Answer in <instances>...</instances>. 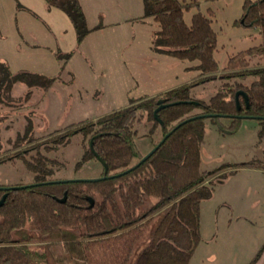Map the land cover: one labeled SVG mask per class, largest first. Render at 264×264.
Wrapping results in <instances>:
<instances>
[{
  "label": "trees",
  "instance_id": "1",
  "mask_svg": "<svg viewBox=\"0 0 264 264\" xmlns=\"http://www.w3.org/2000/svg\"><path fill=\"white\" fill-rule=\"evenodd\" d=\"M44 2L68 18L80 43L89 30L79 0ZM142 3L143 18L157 24L151 48L180 62L197 61L190 68L197 72L196 79L156 96L131 99L124 109L54 131L42 141L34 137L29 117L24 133L6 141L9 148L0 136V164L21 160L33 174L30 185H0V201L5 196L0 205V264H189L201 240V203L212 197L214 180H207L210 174L200 169L207 119H190L216 115L208 120L232 133L241 117H249L257 120V139L264 144V0H243L242 14L233 25L256 29L259 44L227 59L220 84L207 101L192 91L220 72L212 10L195 12L186 24L184 13L199 8L198 0ZM53 82L39 74H12L0 62V105H14L10 93L16 83L27 87V101L32 88L47 90ZM222 118L229 124H220ZM4 120L0 113V135ZM142 120L150 125L146 134L138 135ZM74 134L81 135L83 149L76 167L97 160L103 179L51 183L58 180L53 175L60 164L42 150L65 146ZM244 166L264 171V158ZM230 174L232 170L220 177ZM263 250L264 244L249 264H255Z\"/></svg>",
  "mask_w": 264,
  "mask_h": 264
},
{
  "label": "rangeland",
  "instance_id": "2",
  "mask_svg": "<svg viewBox=\"0 0 264 264\" xmlns=\"http://www.w3.org/2000/svg\"><path fill=\"white\" fill-rule=\"evenodd\" d=\"M198 1L199 8L185 12L184 21L189 24L195 12L206 14L210 9L217 35L214 58L220 72L211 83L192 91L207 101L220 84L227 59L260 40L256 29L233 25L242 14L243 0ZM79 2L89 32L77 43L70 21L56 9L47 10L43 0H0V62L12 74L54 78L47 90L32 88L27 101L23 99L27 87L13 86L14 105H0L5 116L0 136L6 148L7 140L24 133L28 117L34 137L42 141L54 131L124 109L131 99L156 96L196 79L197 72L190 68L197 61L180 62L151 48L157 24L143 18L142 0ZM204 123L200 169L210 174L207 180L214 179L213 193L201 203V240L189 264H249L264 244V171L244 166L264 158V144L257 139L258 122L242 119L232 133L221 131L208 119ZM220 124L228 125L229 119H220ZM149 125L142 120L138 135L146 134ZM159 138L156 131L154 139ZM81 140L80 134H74L67 145L42 150L60 164L54 179L99 177L103 166L97 160L76 167L83 154ZM231 170L226 178L220 177ZM32 182L33 174L21 160L0 164V185Z\"/></svg>",
  "mask_w": 264,
  "mask_h": 264
},
{
  "label": "water",
  "instance_id": "3",
  "mask_svg": "<svg viewBox=\"0 0 264 264\" xmlns=\"http://www.w3.org/2000/svg\"><path fill=\"white\" fill-rule=\"evenodd\" d=\"M240 94H242L243 95V93H240ZM239 95V93H237L236 94V97ZM214 117H216V115H200V116H196V117H193V118H191L190 120H194V119H197V118H204V119H210V118H214ZM242 119H249V117H241ZM185 122H187V121H184L183 123H181V124H179V125H177L173 130H172V132L177 128V127H179L180 125H182V124H184ZM170 135V133H168L167 135H165V137L159 142V144L156 146V147H154L153 149H151L140 161H139V163H138V165L139 164H141V163H143L144 161H146L156 150H157V148L164 142V140L168 137ZM138 165H136V166H138ZM100 179H103V178H95V179H71V180H56V181H53V182H51V183H55V184H65V183H70V182H96V181H98V180H100ZM16 188H20V187H12V189H16ZM21 188H23V187H21ZM4 198H5V196H3V198L1 199V201H0V205H1V203L3 202V200H4ZM61 201H63V200H61Z\"/></svg>",
  "mask_w": 264,
  "mask_h": 264
},
{
  "label": "crops",
  "instance_id": "4",
  "mask_svg": "<svg viewBox=\"0 0 264 264\" xmlns=\"http://www.w3.org/2000/svg\"><path fill=\"white\" fill-rule=\"evenodd\" d=\"M44 1V0H43ZM44 4H45V2H44ZM45 6H46V4H45ZM46 8H47V6H46ZM28 12H30V13H35L32 9H30V8H25ZM50 9H54V8H47V10H50ZM57 10V9H56ZM57 11H59V10H57ZM60 12V11H59ZM213 12V11H212ZM62 13V12H61ZM63 14V13H62ZM35 15V14H34ZM64 15V14H63ZM65 16V15H64ZM66 17V16H65ZM67 18V17H66ZM68 19V18H67ZM71 24V23H70ZM72 25V24H71ZM190 82H192V81H190ZM190 82H187V83H190ZM187 83H185V84H187ZM182 85H184V84H182ZM246 219V218H245ZM255 264H264V250H263V252L261 253V255H260V257L258 258V260L256 261V263Z\"/></svg>",
  "mask_w": 264,
  "mask_h": 264
}]
</instances>
